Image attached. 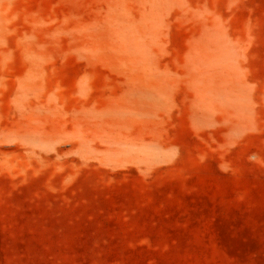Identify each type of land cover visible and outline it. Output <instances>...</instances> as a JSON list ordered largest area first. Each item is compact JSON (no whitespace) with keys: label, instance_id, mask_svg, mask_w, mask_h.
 <instances>
[{"label":"rangeland","instance_id":"374dc122","mask_svg":"<svg viewBox=\"0 0 264 264\" xmlns=\"http://www.w3.org/2000/svg\"><path fill=\"white\" fill-rule=\"evenodd\" d=\"M0 264H264V0H0Z\"/></svg>","mask_w":264,"mask_h":264}]
</instances>
